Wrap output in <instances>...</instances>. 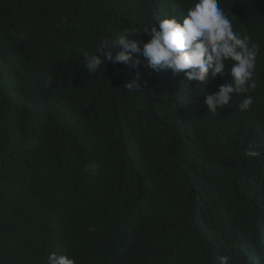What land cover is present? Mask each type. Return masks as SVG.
Wrapping results in <instances>:
<instances>
[{
  "label": "trees",
  "instance_id": "obj_1",
  "mask_svg": "<svg viewBox=\"0 0 264 264\" xmlns=\"http://www.w3.org/2000/svg\"><path fill=\"white\" fill-rule=\"evenodd\" d=\"M189 2L0 0V264H264V0H220L259 49L249 111L207 113L219 78L184 88L142 63L130 93L137 69L83 64Z\"/></svg>",
  "mask_w": 264,
  "mask_h": 264
},
{
  "label": "clouds",
  "instance_id": "obj_2",
  "mask_svg": "<svg viewBox=\"0 0 264 264\" xmlns=\"http://www.w3.org/2000/svg\"><path fill=\"white\" fill-rule=\"evenodd\" d=\"M136 36L137 29H126L116 38L101 39L93 53L81 50L84 66L90 74H96L105 62L137 69L134 78L120 87L130 93L147 89L148 81L139 70L142 63L152 72L170 71L184 88L205 90L209 81L219 78L223 83L203 95L207 113L223 110L234 96L243 97L237 104L240 112L251 110L254 101L249 93L256 87L259 49L248 35L234 30L220 0H190L179 18L161 16L145 26L142 36L147 40ZM245 154L261 155L251 144ZM217 260L229 264L230 257L222 255ZM47 264H75V259L51 252Z\"/></svg>",
  "mask_w": 264,
  "mask_h": 264
}]
</instances>
